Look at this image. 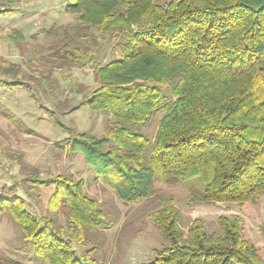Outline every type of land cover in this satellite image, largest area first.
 <instances>
[{
  "label": "trees",
  "instance_id": "1",
  "mask_svg": "<svg viewBox=\"0 0 264 264\" xmlns=\"http://www.w3.org/2000/svg\"><path fill=\"white\" fill-rule=\"evenodd\" d=\"M65 11L76 14V37L82 31L93 39L92 28L121 41L119 55L92 66L96 86L80 102L107 113L106 136L72 131L65 140L68 153L83 154L95 181L126 205L154 197L156 181L194 177L202 183V196L193 197L199 203L258 202L264 0H72ZM158 112L155 133L142 132ZM28 180L53 191L39 214L14 192L0 196V215L17 230V258L0 255V264H94L97 244L84 252L76 247L105 225V212L84 182L64 174L43 180L36 170ZM161 202L149 219L167 244L142 264H264L240 216H219L211 231L196 219L183 231L173 199Z\"/></svg>",
  "mask_w": 264,
  "mask_h": 264
},
{
  "label": "rangeland",
  "instance_id": "2",
  "mask_svg": "<svg viewBox=\"0 0 264 264\" xmlns=\"http://www.w3.org/2000/svg\"><path fill=\"white\" fill-rule=\"evenodd\" d=\"M71 2L0 0V196L14 192L39 214L45 212L53 186L29 182L34 170L43 180L57 174L82 180L85 193L105 212V225L88 233V241L76 247L84 252L97 244L90 253L94 264L151 262L154 249L167 244L149 219L150 212L163 206L162 197L173 199L183 231L196 219L211 231L218 230L219 216H240L244 236L264 257V194L257 203H199L193 197L202 196V183L194 177L175 183L156 181L154 197L126 205L108 186L95 181L83 154L68 153L65 140L72 137V131L106 136L107 113L80 102L96 86L92 66L119 55L121 42H111L107 34L92 28L93 39L85 38L82 31L76 37V14L65 11ZM65 34L72 40L67 42ZM161 114L142 132L153 135ZM59 220L64 222L61 213ZM16 232L7 215H0V255L17 258Z\"/></svg>",
  "mask_w": 264,
  "mask_h": 264
}]
</instances>
